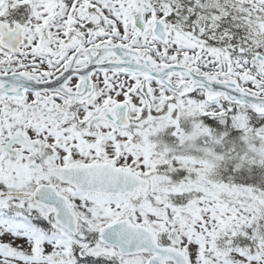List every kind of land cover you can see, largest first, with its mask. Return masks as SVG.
I'll return each instance as SVG.
<instances>
[{
	"label": "snow or ice",
	"instance_id": "snow-or-ice-1",
	"mask_svg": "<svg viewBox=\"0 0 264 264\" xmlns=\"http://www.w3.org/2000/svg\"><path fill=\"white\" fill-rule=\"evenodd\" d=\"M0 264H264V0H0Z\"/></svg>",
	"mask_w": 264,
	"mask_h": 264
}]
</instances>
